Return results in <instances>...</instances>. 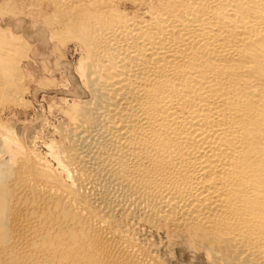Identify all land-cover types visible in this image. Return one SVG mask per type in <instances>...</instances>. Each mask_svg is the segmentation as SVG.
Listing matches in <instances>:
<instances>
[{
	"label": "bare ground",
	"instance_id": "1",
	"mask_svg": "<svg viewBox=\"0 0 264 264\" xmlns=\"http://www.w3.org/2000/svg\"><path fill=\"white\" fill-rule=\"evenodd\" d=\"M20 14L82 88L49 159L0 117V264H164L137 223L264 264V0H0V107L27 103Z\"/></svg>",
	"mask_w": 264,
	"mask_h": 264
},
{
	"label": "rangeland",
	"instance_id": "2",
	"mask_svg": "<svg viewBox=\"0 0 264 264\" xmlns=\"http://www.w3.org/2000/svg\"><path fill=\"white\" fill-rule=\"evenodd\" d=\"M19 16L22 21L19 20V26L31 43V48L27 47L25 52L29 58H21L22 62L28 64L23 70L26 75L25 85L30 87L25 101L30 103L0 107V117L16 129L17 135L30 150H38L37 153L49 159L46 142L58 139L55 129L63 118L60 111L64 105L63 97H70L67 95L70 90L79 92L82 88L77 72L80 54L73 45L69 48L53 43L49 45L41 32L32 27L25 14ZM4 18L11 16L6 15ZM133 227L129 238L132 237L134 243L164 264H217L203 251L192 248L182 232L173 231L169 234L163 229H155L143 223L134 224Z\"/></svg>",
	"mask_w": 264,
	"mask_h": 264
}]
</instances>
